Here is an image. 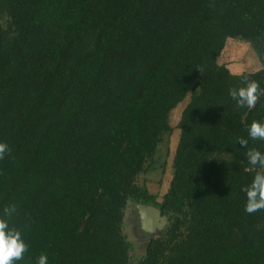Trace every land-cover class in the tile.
Here are the masks:
<instances>
[{
    "label": "trees",
    "instance_id": "obj_1",
    "mask_svg": "<svg viewBox=\"0 0 264 264\" xmlns=\"http://www.w3.org/2000/svg\"><path fill=\"white\" fill-rule=\"evenodd\" d=\"M228 39L259 69L219 63ZM245 77L264 90V0H0V216L15 206L28 245L14 264H264V210L242 190L264 171L246 155L264 153L248 134L264 92L252 109L229 95ZM175 129L159 195L138 178ZM131 202L167 217L136 263Z\"/></svg>",
    "mask_w": 264,
    "mask_h": 264
},
{
    "label": "rangeland",
    "instance_id": "obj_2",
    "mask_svg": "<svg viewBox=\"0 0 264 264\" xmlns=\"http://www.w3.org/2000/svg\"><path fill=\"white\" fill-rule=\"evenodd\" d=\"M219 63L226 64L233 73H243L258 70L260 67L259 55L251 42L228 39L222 51ZM189 101V97L179 104L170 114V123L173 128L178 124L182 109ZM180 131L175 129L171 136L166 135L164 142L160 145L157 155L154 157V164L147 172L142 173L138 178L140 185L147 184L152 191L163 195L172 177V162L174 153L179 142ZM264 170V169H263ZM152 229V228H151ZM161 229L145 227L139 221V212L134 203H129L126 209L124 233L127 239L133 243L134 248L130 252L133 263H136L144 253L147 242Z\"/></svg>",
    "mask_w": 264,
    "mask_h": 264
},
{
    "label": "clouds",
    "instance_id": "obj_3",
    "mask_svg": "<svg viewBox=\"0 0 264 264\" xmlns=\"http://www.w3.org/2000/svg\"><path fill=\"white\" fill-rule=\"evenodd\" d=\"M202 74L203 69L197 67ZM235 75H240L239 73ZM264 92L261 90L258 81L249 80L245 77V84L239 88H230L229 95L236 101L238 107H247L252 109L255 107L260 95ZM249 137L253 140H264V123L252 121L248 128ZM238 143L242 147H246L248 141L240 138ZM11 149L6 143H0V159L9 154ZM248 164L251 166H259L264 169V153L259 150L250 149L247 152ZM251 168H245V171H251ZM247 196L245 211L252 214L259 210H264V171H257L250 186L242 189ZM16 212L14 205L5 206L3 216H0V264H14L15 261L22 260L24 253L28 249V245L21 237V232L10 227L9 221ZM47 255L41 254L38 257V264H47Z\"/></svg>",
    "mask_w": 264,
    "mask_h": 264
},
{
    "label": "water",
    "instance_id": "obj_4",
    "mask_svg": "<svg viewBox=\"0 0 264 264\" xmlns=\"http://www.w3.org/2000/svg\"><path fill=\"white\" fill-rule=\"evenodd\" d=\"M138 212H139V216H140V222L147 228H150V230H155L157 228L159 229H163L164 226L167 223V217H165L162 214V211L153 205H149V204H142V203H137L135 204ZM147 212H154L156 213V219H153L150 217V215L145 214L144 211ZM152 228V229H151Z\"/></svg>",
    "mask_w": 264,
    "mask_h": 264
},
{
    "label": "bare ground",
    "instance_id": "obj_5",
    "mask_svg": "<svg viewBox=\"0 0 264 264\" xmlns=\"http://www.w3.org/2000/svg\"><path fill=\"white\" fill-rule=\"evenodd\" d=\"M144 213L150 215L151 218L156 219V216H157L156 213H154V212H147L146 210L144 211Z\"/></svg>",
    "mask_w": 264,
    "mask_h": 264
},
{
    "label": "flooded vegetation",
    "instance_id": "obj_6",
    "mask_svg": "<svg viewBox=\"0 0 264 264\" xmlns=\"http://www.w3.org/2000/svg\"><path fill=\"white\" fill-rule=\"evenodd\" d=\"M139 221H140V216H139Z\"/></svg>",
    "mask_w": 264,
    "mask_h": 264
}]
</instances>
